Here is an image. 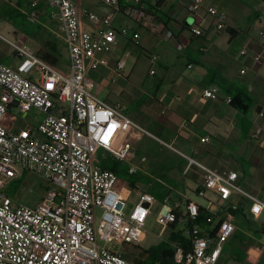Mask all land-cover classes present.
I'll return each instance as SVG.
<instances>
[{
  "label": "built area",
  "instance_id": "2783aa9c",
  "mask_svg": "<svg viewBox=\"0 0 264 264\" xmlns=\"http://www.w3.org/2000/svg\"><path fill=\"white\" fill-rule=\"evenodd\" d=\"M98 1L107 8L102 15L82 9L78 0H49L48 24L41 20L39 0H32L21 11L29 24L45 26L63 42L69 54L68 72L0 33L18 60L15 66L0 60V264H136L115 247L144 243L148 238L145 226L154 213L162 232L171 229L170 239L164 243L173 249L175 264H235L224 260L225 247L239 230L236 216L231 214L237 207L235 195L247 200L254 219L264 214L263 199L238 184V172L210 169L177 151L189 166L204 171L202 184L195 190L203 202L188 194L181 199L166 195L159 201L152 193L137 190L136 204L127 213L128 203L116 187L120 176L101 165L102 160L112 158L128 165L131 175L141 172L134 163L137 144L143 135H153L125 114L120 104L101 98L90 72L109 66L108 55L119 36L132 35L134 47L139 46L141 33L134 26L162 32L157 11L151 6L165 0H155L150 6L144 0ZM182 2L191 15L204 10V0ZM205 12L217 31L228 27L226 13L216 7ZM117 14L127 17L130 24L115 28ZM83 17L96 28L86 29ZM193 31L203 35L201 25L196 24ZM259 36L264 42V30ZM240 54L248 52L243 49ZM128 56L125 52L116 62L114 71L119 77L124 75ZM157 60V56L150 57L152 64ZM261 60V55L254 57L256 63ZM245 73L242 69L241 74ZM203 96L217 100L218 89H204ZM225 102L231 104L232 96H226ZM13 105L21 115L32 111L40 115L38 125L18 131L6 127L3 120ZM263 119L264 108L253 123L259 127ZM131 131L135 136L129 137ZM251 138L258 139L259 131ZM210 141L207 136L201 139L203 144ZM26 172L42 176L51 185L35 206L17 203L6 191ZM98 209L102 211L99 222ZM254 249L260 256L264 245ZM250 251V263L259 264L262 257L253 262Z\"/></svg>",
  "mask_w": 264,
  "mask_h": 264
},
{
  "label": "crops",
  "instance_id": "0c3cea01",
  "mask_svg": "<svg viewBox=\"0 0 264 264\" xmlns=\"http://www.w3.org/2000/svg\"><path fill=\"white\" fill-rule=\"evenodd\" d=\"M31 1L29 0L27 5H24L23 0H17L15 4L11 3L12 10L22 13V9L27 8ZM145 1L150 4L155 2V0ZM9 2L10 0H0L5 18H9L8 4H6ZM39 6L41 20L48 24L52 11L49 0H39ZM208 7H216L228 15L229 24L224 31L216 30L214 20L205 12ZM82 9L86 8L82 7ZM106 11L107 8L102 13L96 14L102 15ZM160 11L164 15L158 11L156 13L163 27L162 32L155 33L134 26V30L141 33L138 47H134L132 35L118 37V44L108 55L109 66L92 71L99 72L102 78L101 82L98 83V80L93 78L90 72V76L96 82L95 91L99 96L102 93L107 96L109 102L123 106L122 102L109 99L113 94L108 89L109 84L103 79L104 75L116 74L114 71L116 62L120 58L119 53L123 51L129 52V56L132 54L145 56L149 61L151 56H157L156 63L152 64L150 61V72L154 71L155 74L151 75L149 72V75L157 80L152 86L154 92H149L144 110L131 111L126 108L131 116L129 117L153 135V137L147 135V139L143 142V139L140 140L134 160V163L141 169L139 173L156 182L149 183L146 188L147 192L155 196L161 195L160 198L156 196L158 200L166 195H170L173 199H181L182 194L189 196L190 193L195 194V190L202 184L204 171L197 165L189 166L188 161L177 151L198 160L210 169L221 172L231 170L238 172V183L243 188V178L246 175L245 161L251 164L256 175L255 169L264 160V119L260 122V129L253 123L258 112L264 108V42L259 36V32L264 30V2L262 0H204V10L196 15H191L186 11L182 0H165L160 6ZM1 18L2 16H0ZM83 20L86 29L94 30L96 28V25L91 23L87 17H83ZM129 24L130 20L122 14H117L114 18L113 26L117 29ZM196 24L203 28L202 36L194 34L193 28ZM42 27L43 31L40 33L27 36L22 33L14 21L13 31H20V33L18 32L19 36H14L12 39L4 37L8 40L30 38L36 54L45 48L48 41L57 40L63 46L64 55V59L60 61L58 67L61 71L68 72L69 54L65 45L48 28ZM0 33L2 34L1 31ZM243 49L248 52L245 56L240 54ZM256 55L262 56L261 62L254 61ZM0 60L11 66H15L18 62L13 48L1 38ZM242 69H246L245 74H241ZM116 76L119 77L117 74ZM221 78H226L233 86L246 89L251 95L254 105L246 114L225 102L226 96L231 95L217 84ZM207 88H217L219 99L204 97L203 92ZM113 91L119 93L120 96L128 97L131 101L133 99L137 101L146 95L143 91H139L136 96L125 90L118 91L113 88ZM14 109L16 108L13 105L8 114ZM40 119L41 116L32 111L28 114H20V116L7 117L6 115L3 123L9 129L18 131L26 126L36 127ZM149 129L154 130L152 132ZM257 131H259V138L252 140V134ZM135 134V131H131L129 137L135 136ZM205 136L209 137L211 141L203 144L201 139ZM161 141L171 144L175 150L165 146ZM116 144L123 145V142L116 141ZM232 145L238 147L236 152L229 150ZM243 155H247L248 159H243ZM142 158L146 160L143 162ZM125 167L128 168V165ZM156 179H162L165 184L157 182ZM255 183L259 186L262 185L261 188L264 190V184L260 181ZM125 184L126 188L132 189L137 197V190L140 191L138 182L136 181L134 186H131L129 182ZM247 186L248 188L244 189L252 193H256L259 189L255 188L253 184ZM126 188L121 187L118 190L129 205L134 199ZM235 198L236 195L234 202L245 209L248 218L254 219L249 214L247 200L242 196L239 201H236ZM236 221L238 224L237 218ZM249 232L248 230L247 235L250 239H254L256 244L247 249L245 264H251L248 252L256 246L264 245L258 243L255 236L249 235ZM263 253V251L260 253L258 260ZM225 255V261L230 260L235 264H243L226 250Z\"/></svg>",
  "mask_w": 264,
  "mask_h": 264
},
{
  "label": "rangeland",
  "instance_id": "374dc122",
  "mask_svg": "<svg viewBox=\"0 0 264 264\" xmlns=\"http://www.w3.org/2000/svg\"><path fill=\"white\" fill-rule=\"evenodd\" d=\"M15 1L17 0H10L7 5L8 11L12 9V4H15ZM82 7L94 12V13H102L104 10H106V7L99 2L98 0H78ZM29 0H23V4L25 5L28 3ZM27 5V4H26ZM2 8V9H1ZM0 16L2 18L0 19V31L2 32V35L12 39L19 36L20 31L16 32L13 31L14 28V21L10 17L5 18L3 16V6H0ZM4 17V18H3ZM18 33V34H17ZM18 43L28 45L33 51L36 52L33 46L32 40L29 38L21 40L20 38L18 40H15ZM124 51L122 53H119V57H122L124 55ZM151 69V63L149 59L145 56H139L136 54H132L127 59L126 68L124 70V76L123 78H119L116 76V74H108L104 75L103 79L106 80V83L109 84L108 89L111 90L112 96L109 97V99L112 100H118L119 102L123 103L122 110L127 114L129 113L126 110V108H129L131 111L136 110H144V107L146 105V100L149 96V92H154L153 89V83L157 80L155 77H152L149 75ZM66 72V71H65ZM91 75L93 78L98 80V83L101 82L102 78L99 75V72H91ZM91 76L90 78L93 79ZM100 80V81H99ZM95 86L96 82L94 81ZM113 88L119 90H125L126 92H129V94L137 95L139 91H143L146 93V95L137 100L134 101V99L131 101L126 96H120L119 93H116L113 91ZM115 92V93H113ZM100 97L103 99H107V96H104L103 93L100 94ZM108 100V99H107ZM130 111V112H131ZM20 116L19 112L14 109L10 114H7L8 116ZM131 117V116H130ZM153 132L154 129H149ZM142 142L145 141L147 138L146 136L141 137ZM154 144V143H153ZM155 145V144H154ZM237 146H230L229 150L236 152ZM140 156V153H139ZM138 157V154H137ZM243 159H248L247 155H243ZM244 168L246 171V175L243 178V188H248V184H253L255 188L257 189V192L254 193L256 195H259L263 201H264V190H262V185H256L255 182L260 181L262 184H264V160H262L259 167L255 169L256 175L254 174V171L251 167V164L247 161L244 163ZM156 174V173H155ZM130 179L136 180L140 186V191H147L146 188L148 187L149 183L153 182L152 179H149L146 175L139 173L136 176H121L119 177V181L117 182V189L118 188H126V184ZM153 183H156L155 181ZM239 184V183H238ZM50 183L45 180L42 176L33 173V172H26L25 175L22 177L21 180H17L12 182L9 187L7 188V193L9 196H11L17 203L29 205V206H35L37 205L42 197L44 196L46 190L50 187ZM126 190L130 193L132 198L134 199L132 202L129 203L127 208V213H129L136 204V193L132 191V189ZM190 198L197 200L199 202H203L201 199H199L196 194L190 193ZM240 196L236 195L235 200L239 201ZM160 201V200H159ZM158 203L156 204V207L158 209V206L160 205ZM14 203V204H17ZM156 209V210H157ZM102 211L100 209L97 210V221H100ZM250 222V232L249 235H254L255 239L258 243L264 244V215L258 220H254L251 217L249 218ZM239 222V221H238ZM146 232L148 233L147 240L142 243L141 245H135V244H124V245H116V250L122 252V253H128L131 256H136L140 249L146 250L150 248H156L159 244L162 242H168L171 236V229L168 228L164 232H162V226L156 222V213L152 214L150 218L148 219L146 226H145ZM100 245H105L103 241L99 240ZM246 249V247H244ZM128 257V256H127ZM130 259V258H128ZM134 259V258H133Z\"/></svg>",
  "mask_w": 264,
  "mask_h": 264
},
{
  "label": "trees",
  "instance_id": "16d2710c",
  "mask_svg": "<svg viewBox=\"0 0 264 264\" xmlns=\"http://www.w3.org/2000/svg\"><path fill=\"white\" fill-rule=\"evenodd\" d=\"M144 2H146L144 0ZM163 1H158L156 7H152L155 11L160 12V6ZM149 6L150 3L146 2ZM9 17L13 19L22 33L27 36H33L35 34L43 31V27L40 25H31L26 21V17L24 14L20 13V11L9 10ZM164 15V14H163ZM159 20V17H158ZM62 44L57 40L53 39V41H48L45 45V48L40 50L37 55L59 69V63L64 59ZM217 84L229 95L232 96L231 105L237 109L238 111L246 114L254 105V100L248 91L244 88L236 87L231 84L226 78H221L218 80ZM101 165L109 170L114 171L117 175L121 176H132L128 168L125 167L124 164L112 159L107 158L102 160ZM131 186H134L135 180L130 179L128 181ZM157 198H160L161 195H156ZM231 214L236 216L239 225V230L236 232L233 240L226 247V252H228L231 256H235L238 262H243L245 264L246 261V251L248 248L255 246L256 241L254 239H250L247 235L248 230H250V220L248 218V214L245 213V209L237 205L236 209H231ZM204 216H201V221ZM175 237V235H172ZM243 246V250H242ZM246 247V249L244 248ZM124 256L129 260L133 261L136 264H175L173 260V249L167 244L162 242L156 248L150 249H140V252L136 256H131L128 253H125ZM128 256V257H127ZM134 258V259H133ZM259 264H264V253L262 255L261 261Z\"/></svg>",
  "mask_w": 264,
  "mask_h": 264
},
{
  "label": "bare ground",
  "instance_id": "6f19581e",
  "mask_svg": "<svg viewBox=\"0 0 264 264\" xmlns=\"http://www.w3.org/2000/svg\"><path fill=\"white\" fill-rule=\"evenodd\" d=\"M250 258L253 262H256L259 258V252L256 249H251L250 251Z\"/></svg>",
  "mask_w": 264,
  "mask_h": 264
}]
</instances>
